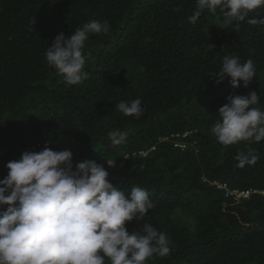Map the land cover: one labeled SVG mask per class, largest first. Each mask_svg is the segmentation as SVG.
I'll return each instance as SVG.
<instances>
[{"label":"trees","instance_id":"trees-1","mask_svg":"<svg viewBox=\"0 0 264 264\" xmlns=\"http://www.w3.org/2000/svg\"><path fill=\"white\" fill-rule=\"evenodd\" d=\"M195 9L196 0H0V179L25 151L70 149L74 165L95 160L126 194L149 192L153 209L126 228L151 224L170 254L146 264H264V140L226 146L211 131L230 94L256 91L264 109V25L229 22L219 9L193 24ZM260 16L264 8L248 18ZM91 20L110 29L90 34L88 78L69 85L46 50ZM225 56L253 60L247 87L214 82ZM137 98L138 119L115 107ZM117 129L126 140L113 146ZM250 151L259 159L239 167Z\"/></svg>","mask_w":264,"mask_h":264},{"label":"clouds","instance_id":"clouds-1","mask_svg":"<svg viewBox=\"0 0 264 264\" xmlns=\"http://www.w3.org/2000/svg\"><path fill=\"white\" fill-rule=\"evenodd\" d=\"M261 8L264 0H196L188 20L194 24L205 10L215 13L219 9L229 22L264 25V16L248 18ZM109 29L107 21L91 20L69 36L58 34L46 50L48 64L65 83H82L88 78L85 42L90 34H107ZM212 75L216 84L227 79L233 88L241 81L247 87L256 68L252 59L241 63L238 57L225 56ZM226 99L218 110L220 120L211 129L218 142L227 146L264 140L259 94H230ZM115 107L137 119L144 111L139 98ZM126 135L117 129L108 138L119 146ZM236 159L244 167L254 165L259 156L250 151ZM6 167L8 174L0 179V208L7 205L0 211V264H105L106 258L110 264H146L154 255L170 254L166 233L151 224L144 223L139 231L126 228V222L143 219L153 209L149 192L141 187H132L127 194L119 190L95 160L74 165L70 149L45 147L23 152Z\"/></svg>","mask_w":264,"mask_h":264},{"label":"built area","instance_id":"built-area-1","mask_svg":"<svg viewBox=\"0 0 264 264\" xmlns=\"http://www.w3.org/2000/svg\"><path fill=\"white\" fill-rule=\"evenodd\" d=\"M231 193L236 195L239 198V197H242V196H248L250 194V191L234 190V191H231Z\"/></svg>","mask_w":264,"mask_h":264}]
</instances>
